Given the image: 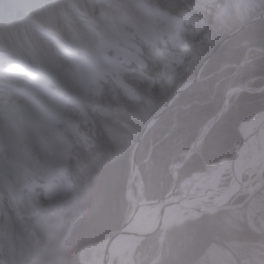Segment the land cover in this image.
I'll list each match as a JSON object with an SVG mask.
<instances>
[{
  "label": "clouds",
  "instance_id": "9594fccd",
  "mask_svg": "<svg viewBox=\"0 0 264 264\" xmlns=\"http://www.w3.org/2000/svg\"><path fill=\"white\" fill-rule=\"evenodd\" d=\"M0 76V264H264V0H0Z\"/></svg>",
  "mask_w": 264,
  "mask_h": 264
},
{
  "label": "bare ground",
  "instance_id": "6f19581e",
  "mask_svg": "<svg viewBox=\"0 0 264 264\" xmlns=\"http://www.w3.org/2000/svg\"><path fill=\"white\" fill-rule=\"evenodd\" d=\"M15 82L10 77L0 76V95L9 96L12 94Z\"/></svg>",
  "mask_w": 264,
  "mask_h": 264
},
{
  "label": "rangeland",
  "instance_id": "374dc122",
  "mask_svg": "<svg viewBox=\"0 0 264 264\" xmlns=\"http://www.w3.org/2000/svg\"><path fill=\"white\" fill-rule=\"evenodd\" d=\"M6 97H7V96H1V95H0V107H2V106L4 105L5 100H6Z\"/></svg>",
  "mask_w": 264,
  "mask_h": 264
},
{
  "label": "trees",
  "instance_id": "16d2710c",
  "mask_svg": "<svg viewBox=\"0 0 264 264\" xmlns=\"http://www.w3.org/2000/svg\"><path fill=\"white\" fill-rule=\"evenodd\" d=\"M168 124H169V127H171L172 122L171 121H168Z\"/></svg>",
  "mask_w": 264,
  "mask_h": 264
}]
</instances>
